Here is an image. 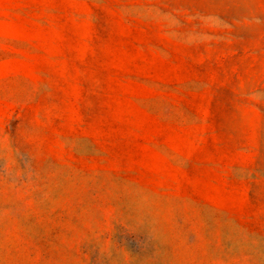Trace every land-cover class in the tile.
<instances>
[{
  "label": "rangeland",
  "instance_id": "obj_1",
  "mask_svg": "<svg viewBox=\"0 0 264 264\" xmlns=\"http://www.w3.org/2000/svg\"><path fill=\"white\" fill-rule=\"evenodd\" d=\"M0 264H264V0H0Z\"/></svg>",
  "mask_w": 264,
  "mask_h": 264
}]
</instances>
